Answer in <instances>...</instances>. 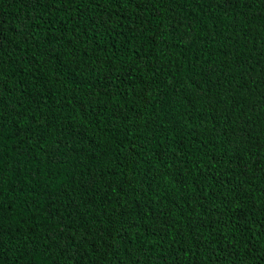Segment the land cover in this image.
Here are the masks:
<instances>
[{"label":"trees","instance_id":"1","mask_svg":"<svg viewBox=\"0 0 264 264\" xmlns=\"http://www.w3.org/2000/svg\"><path fill=\"white\" fill-rule=\"evenodd\" d=\"M0 264H264V0H0Z\"/></svg>","mask_w":264,"mask_h":264}]
</instances>
